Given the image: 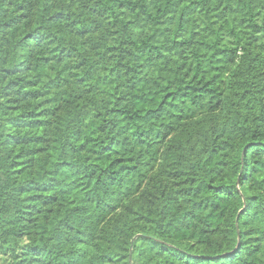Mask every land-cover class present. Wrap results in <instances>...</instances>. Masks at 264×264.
Returning a JSON list of instances; mask_svg holds the SVG:
<instances>
[{
	"label": "trees",
	"instance_id": "16d2710c",
	"mask_svg": "<svg viewBox=\"0 0 264 264\" xmlns=\"http://www.w3.org/2000/svg\"><path fill=\"white\" fill-rule=\"evenodd\" d=\"M4 253L264 264V0H0Z\"/></svg>",
	"mask_w": 264,
	"mask_h": 264
},
{
	"label": "rangeland",
	"instance_id": "374dc122",
	"mask_svg": "<svg viewBox=\"0 0 264 264\" xmlns=\"http://www.w3.org/2000/svg\"><path fill=\"white\" fill-rule=\"evenodd\" d=\"M21 250V249H20ZM19 250V251H20ZM7 258H9V254H7V253H4V254H0V260L1 259H7Z\"/></svg>",
	"mask_w": 264,
	"mask_h": 264
}]
</instances>
